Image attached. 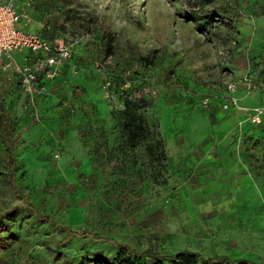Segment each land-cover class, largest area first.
Here are the masks:
<instances>
[{"label":"rangeland","instance_id":"obj_1","mask_svg":"<svg viewBox=\"0 0 264 264\" xmlns=\"http://www.w3.org/2000/svg\"><path fill=\"white\" fill-rule=\"evenodd\" d=\"M15 1L30 30L64 39L73 58L45 81L37 109L16 70L24 55L16 69L0 61L16 156L13 169L0 125V264L118 257L111 241L62 243L67 232L37 212L136 251L264 264V0ZM127 95L151 102L163 155L124 144L115 112Z\"/></svg>","mask_w":264,"mask_h":264},{"label":"trees","instance_id":"obj_2","mask_svg":"<svg viewBox=\"0 0 264 264\" xmlns=\"http://www.w3.org/2000/svg\"><path fill=\"white\" fill-rule=\"evenodd\" d=\"M210 17L213 18V16ZM200 28L204 29V26L200 25ZM41 35L47 40L55 39L52 35L45 36L43 33H41ZM107 44V53L109 55L113 52L112 38L109 39ZM150 105L151 102L144 96L127 95L124 98V108L117 110L115 116L118 119V124L121 128L122 137L124 138V144L126 147L130 150H136L140 145L149 143L147 149L149 150L151 158H154L157 155L156 151L158 152L161 150V155H163L164 142L162 139L155 140V132L153 131L152 124L146 114V109ZM0 125L4 128L3 140L10 152L11 165L14 169L16 156L11 150L9 132L12 127V120L7 113L0 114ZM10 214H12V211ZM37 214L41 219L47 220L48 222L57 225L59 229L67 232V236L63 239L62 243L74 236H90L92 239L113 242L118 248H120L118 257H105L100 254L96 255V257L99 258L98 261L104 264H261L252 259H233L232 257L225 255L206 257L200 252L189 249L180 250L167 255H156L150 251H136L127 244L119 243L116 239L101 237L89 231H82L81 233L73 231L69 227L58 225L50 215H40L38 212ZM3 230L4 228L0 225V232ZM3 241L4 238L0 237V244H3ZM130 255L134 257L132 262L125 259L126 256Z\"/></svg>","mask_w":264,"mask_h":264},{"label":"built area","instance_id":"obj_3","mask_svg":"<svg viewBox=\"0 0 264 264\" xmlns=\"http://www.w3.org/2000/svg\"><path fill=\"white\" fill-rule=\"evenodd\" d=\"M23 13L15 0H0V61L4 69L16 66L15 54L22 53L25 62L18 67L19 80L26 95V107L37 109V99L44 93V83L55 77L60 69L73 58V48L62 38L45 39L41 33L30 30L23 23ZM236 85L229 83L225 107L235 103L233 91ZM210 97L204 99L208 104ZM264 109L257 111L255 120L260 121Z\"/></svg>","mask_w":264,"mask_h":264},{"label":"crops","instance_id":"obj_4","mask_svg":"<svg viewBox=\"0 0 264 264\" xmlns=\"http://www.w3.org/2000/svg\"><path fill=\"white\" fill-rule=\"evenodd\" d=\"M65 67V66H64ZM225 100H226V103H227V101H228V99L227 98H225ZM231 105V104H230Z\"/></svg>","mask_w":264,"mask_h":264}]
</instances>
